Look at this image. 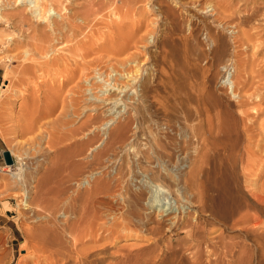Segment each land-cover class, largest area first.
I'll return each mask as SVG.
<instances>
[{
	"label": "rangeland",
	"instance_id": "374dc122",
	"mask_svg": "<svg viewBox=\"0 0 264 264\" xmlns=\"http://www.w3.org/2000/svg\"><path fill=\"white\" fill-rule=\"evenodd\" d=\"M177 1L0 0V15L4 16L5 18L3 19L8 21L1 22L0 20V37L3 38H0V105L3 101H6L8 97L12 96V99L16 100L11 104L14 117L16 118H20L23 113L26 112L28 106L32 104L37 94H40V98H42L43 101L45 99V101H49L50 104V101H53L51 100L52 97L56 93V89L51 87V83L46 77H43V80L47 82L48 85L43 87L36 86L41 81L35 78V82L28 87L29 89L24 97L22 95L19 96V89H15V86L11 88L10 91L4 87L10 84V78H7L8 80L6 79L9 71L19 68V65L23 62L21 57L25 55V52L34 49L31 46H34L35 42L33 39H29V34L33 35L35 33L33 32L35 30L34 28H36V32L40 35L41 29L46 24L43 20L47 21L50 16L48 9L45 8V11H40V14H43L37 19L36 17L38 14L31 13L32 11L28 10L31 7L35 10V7H46L50 3H53L52 5L54 6L55 4L54 7L56 8L59 5L57 9L62 10H59V13L68 19L71 15V18H73V16L84 13L88 7H94L95 4L93 11H96L95 9L100 11L96 12V18L94 15L93 17L90 15L91 18H94L93 24H90V26L93 28V32L98 31V36L103 35L104 37L103 44H100L103 50L100 52L101 55H106L110 51L108 49L109 46L111 48L110 40H112L113 37L115 39V41H113L116 44H124L128 50L127 53L125 52L126 54L122 53V56L120 55L117 58L119 63H116V61L111 62L112 66L115 63L114 69L117 70H113L112 66L111 68L104 67L105 70L108 69L106 70V74L101 65L100 69L105 74L102 73V76H99V74L95 76L93 83H95L94 88H96V91L94 90L93 93L100 96V100H98L100 113L106 108L101 114L103 118L108 117L104 116L103 113L108 110L107 108L111 107V111H113L111 112V120H114L116 124H112L111 130L108 129L107 131L103 130L104 126L100 127L101 125H99L100 128H97V139L94 147L96 150L87 152L84 157H77L72 161L71 159L74 154L71 149L67 151H69V153L72 151V156L71 153L66 154L67 151L59 152L66 154L64 156L63 154H58L57 149L62 147V145L57 147L56 142L58 143L62 135L68 132L69 126L66 128L67 131L64 127H61L62 130L60 128L64 121L66 122L68 121L67 119H71L72 122L69 124L70 127L77 128L85 119L84 113L88 110L86 108L88 104L87 99L89 98L88 95L92 93L89 92L90 90L87 91L88 93L85 92L86 94L78 93L80 96L78 94L76 95L77 92L74 93L75 95L73 94L75 100L78 101V98H80L78 101L80 107H78L77 101H74V97L71 93L65 94L64 97L67 96L66 100L68 99L69 103L66 101L67 104L65 102L63 105L59 106L60 108L57 107L58 112L46 117L43 122L47 124L38 129V131L36 130L38 133L35 131L24 134V132L21 131L23 129H20L19 125L17 127V123H10L8 125L0 123V264H56V261L61 260V256L53 255L51 258L50 252L38 250L39 247L36 243L38 242L36 240V234L38 230L44 226L46 219V217L44 218V216H46L44 214L48 213L44 210H39L38 206L49 205L51 202H54L61 193L60 199L58 197L60 201L57 200L59 204L56 205L59 207L57 208L55 206L57 211L56 215L55 217H50V219L56 218L55 222L57 221L60 225L64 223L66 218L75 221L80 220L77 219L74 213L69 214L70 212L68 213V210H72L75 205L77 209L85 207V203L83 207L81 206L84 199L82 200V198L78 197H80L81 194H85L86 191L93 189L95 187L94 182H96L98 178L110 179L111 194L100 195V197H102L101 200H103L97 202L96 205H98V207L96 206L97 208H95V210L102 215V218L97 220L95 219L96 217H94V225H96V222L99 220H104L103 222L105 224L100 221L96 225H99V227L100 224L104 226L107 225L106 220L113 222L114 220L120 221V218L122 219L121 221L129 220L130 225L128 229L125 228L120 230L117 228V230H119L118 233L117 231H105L101 228L103 230L101 231L99 229V232L102 234L100 233L94 237L87 234L86 229L83 228L84 226L82 227L83 230L79 227L81 231L77 232V234L79 233V235H81L82 233L83 237L81 239H83L84 242H88V244L86 243L82 245V247L87 246L86 248H93L105 243L111 246L112 243V246L116 248H133L159 240V247L165 250L166 243L172 242V247L176 254L174 257H169L175 260V264H181L182 261H188L193 257L194 249H187V243L190 242L189 238L191 236L190 229H188L187 226L188 223H193L199 226L200 235L204 237V242H202L203 261H212L211 264H264V237L258 234L256 236L254 234V236L251 235L246 237L244 236V232H236L239 227L237 229L235 228L234 231L228 226V222L226 223L222 219H213L209 216L210 214L201 212L203 206L207 207L209 205L205 196L206 192H203L201 188L207 185L208 177L212 178L216 176V169L218 173L221 159L224 158V161H222L224 166H228L229 164L227 163L228 157L226 153L228 152L227 149H225V145L234 147L232 142L235 141L236 150H241L242 152L248 139L241 125L238 127L239 131L237 130L231 139L229 135L226 134H221L219 136L215 134L211 135L208 130L210 114H213L219 109L232 111L236 116L240 117L241 112L246 110L241 105L244 101L256 102L257 104L260 103L261 109L264 110V33L260 35V38L258 37V39H256L257 41L254 40L256 41L255 44L258 45L252 47L253 45L250 43V47L246 44V46L244 45L243 47V45H239V42L233 39L236 33H233L232 27L230 28L229 25V27L226 26L228 23H225V21L220 25V21L217 20V16L220 15L216 10L218 7V0H193V2H189L190 0H179V4ZM184 2H187V4H184ZM234 2L237 3V1ZM193 3L199 4L193 5ZM62 5L66 6L67 10L63 11ZM96 5H99L101 9H99L98 6L96 8ZM109 5H111V7ZM214 5H216L215 8ZM102 8L104 10H102ZM221 12L222 11H220V13ZM69 14L71 15L69 16ZM91 14L95 13L91 12ZM79 22L75 24L81 25ZM36 23L39 25H35ZM262 23H264V21ZM87 25H85L84 28L87 29L86 32L88 31V33H91L92 28L90 26V28L86 27ZM38 27L41 28H39L40 31ZM209 27L215 28L220 36L223 35L224 37V44H222L223 42H221V40L218 48L216 47L218 45L215 46L213 43V36L211 37L213 33L218 34V32L213 29L212 33ZM246 27L250 30L249 26ZM97 33H95L96 36ZM110 34L111 37L109 36ZM38 35V45L42 46L46 41H41V43L43 42V44H41ZM81 38L82 37L79 39ZM210 39L212 41H210ZM130 40L134 41L133 44L135 45H137V43L140 44L137 47L134 45V47L130 46V48H128V43L131 42ZM75 42H71L69 45L71 46L72 43L74 45ZM86 44L89 46L88 43ZM47 45L48 42L44 46ZM60 46L61 45L57 46L60 48V51L56 53L58 54L56 56L61 57L58 61H62H59L56 67L60 65L58 68H63L64 60L62 58L65 57L69 61L74 58L73 60L76 61L75 54H77V52L75 49L71 50L69 47H63L61 49ZM100 46L99 48H101ZM222 46L223 48H221ZM54 48H56V46H54ZM215 48H217V51L222 49L224 52L220 55L215 51ZM50 49L51 48H49L48 51H51ZM240 53L244 54L241 55ZM131 54L133 60L130 59L132 58ZM138 54H140V56H138ZM52 55L54 56V54ZM52 55H49L50 58L53 57ZM71 56L73 58H71ZM97 56H99V54L95 57ZM218 57L222 58L218 60ZM37 58L38 57H35V59ZM227 58H229V60ZM238 58L241 60L240 62H242V65H244L243 67L236 64ZM128 59L129 62L126 63ZM122 61H124V63ZM256 62L258 66H256ZM116 64L120 65L116 66ZM139 65L140 69H138ZM245 66L248 70L244 68ZM252 70L255 73L252 74L251 79H247V73L249 74ZM136 71L138 72L135 73ZM259 71L261 75H258ZM110 72L111 78L109 82H105V78ZM133 72L137 78L131 77L130 75L127 76L129 73L133 74ZM238 74H240V76ZM110 83L111 86H109ZM87 85L88 84L84 85L85 89ZM237 85L238 91L236 90ZM117 87H123V91H126L120 92ZM52 89L55 90V92H53ZM37 90L40 91L37 92ZM107 90L108 92L111 91V105L104 107L105 105L103 106L101 98L104 97V93ZM50 91L53 93H50ZM44 92L48 94V96L45 95ZM16 93H18L17 98H14L13 95L15 96ZM71 95L73 97L72 101L74 102L71 101ZM46 96L47 98H45ZM208 98L209 100H207ZM60 101L61 100H59L58 104H62ZM49 104L48 102L47 104L43 102V106L41 105L40 107L41 110L44 111ZM65 104L66 108L63 107ZM73 104L77 105L78 109L75 105L72 106ZM84 108H86V110ZM73 109L77 111L74 110L71 112ZM62 110L65 112L64 115L67 112H71V114L67 113L68 115L66 116H69L68 118L65 116L64 118L60 117L63 116L60 115L63 112ZM114 111L118 112L116 114L117 117ZM75 112L78 113V116L74 114ZM249 112L255 116H252V122H248L250 125L253 124L252 134L254 140L252 146L255 148V151L260 153V150H263L262 147L260 148L259 146L261 145L262 133L258 123L264 122V113L258 117L255 111V113H253V110H249ZM61 120H64L63 123L61 125L57 124V121L62 122ZM106 120L108 121L109 117L106 118ZM106 120L104 119V121ZM119 123L125 125V133H123L120 138L114 135L115 132L113 131L115 126ZM53 124H55V126ZM198 126H201L199 130L196 129ZM53 127L56 130H54ZM48 131L50 134L48 133L45 135ZM108 133L109 135H107ZM48 135L52 136L51 138H56L54 141L52 140L53 147L47 143ZM80 137L79 139H82L83 136ZM57 139L59 140L57 141ZM215 139H218L219 142H223V145L214 147L211 141ZM104 148H108L107 150L109 151H107V155H103V159L101 158L100 160L101 163L98 162L95 165L91 163L93 157L90 156L96 151V153H100L98 151H103ZM258 148H260V150H258ZM5 150H10L14 159V164L11 166L12 172L10 173L8 171L4 172L8 165L3 156V151ZM218 150L219 152H217ZM263 152H261V154H263ZM67 155L71 156L70 159ZM74 162H76L80 168L76 166L73 167L72 165H74ZM256 169H258V166ZM60 170L65 172L62 173ZM241 173L242 172L239 170V181L243 186H247L245 183L247 182L245 180L247 176ZM59 179H61V182ZM257 182L258 187H260L264 183V176L259 178ZM195 184L197 188L192 191V187ZM190 185L193 186L191 187ZM148 188L149 191L147 190ZM65 189L68 195L62 194ZM253 190L255 189L253 188ZM257 190H259V188ZM49 192H52L53 195L49 194ZM55 192L58 194H54ZM141 192L145 194L144 201H140L137 197ZM195 195H197V198ZM51 196L52 199H50ZM186 197H188V200H185ZM49 199L51 201H49ZM194 199L199 202H194ZM193 203L196 204L194 205ZM28 204L30 205L29 207H27ZM151 204H155L156 210L150 208ZM70 206L71 208H69ZM160 206H165L167 208L172 207L171 210L177 211L178 218L176 220V225L171 227L165 222L166 219H161L160 217V220L157 217V215H160V213L157 212L159 208H161ZM188 206L190 209L185 210ZM108 211H111L110 214ZM156 212L158 214H156ZM103 213L104 215L106 214V216H103ZM137 213L140 214L141 219H137V216L134 218V214L136 215ZM107 214L111 215L109 216L111 217L110 219L107 217ZM263 216L264 215H260L262 221H264ZM112 217H116L117 219ZM158 220L163 224L164 230L161 235L154 236L150 234V229L154 227V222L156 223ZM81 222L79 223L81 224L80 226L86 224L85 221H83L84 223ZM240 227L242 228V226ZM168 228L169 230H167ZM99 232L97 231V233ZM59 233L61 239L64 240L63 244L65 250L71 252V247L74 246L73 239H71L73 237L69 233L65 235L66 231L60 228ZM113 233L114 235H112ZM235 234L242 235V239H239V242H244L252 247L253 257H251L249 261L247 260L249 252H247L246 249H243L240 256L237 255L236 257L238 249L230 256L219 242L214 241L218 236L224 235L226 239L223 242H227V244L238 243L235 242L238 240H234L233 242V240L230 239V237ZM66 236H68V238ZM209 240H212V242H209ZM178 245L179 247H177ZM208 245L210 247L212 246V248L210 249ZM212 250L217 254L214 253L210 258L208 252H212ZM35 251L38 256H41L40 258H37L38 256ZM107 260H110V263H116V261H113V259L109 257ZM61 263L63 264L65 262ZM134 263V260L131 261V264Z\"/></svg>",
	"mask_w": 264,
	"mask_h": 264
},
{
	"label": "bare ground",
	"instance_id": "6f19581e",
	"mask_svg": "<svg viewBox=\"0 0 264 264\" xmlns=\"http://www.w3.org/2000/svg\"><path fill=\"white\" fill-rule=\"evenodd\" d=\"M178 1H177V3H178ZM208 1H206V2H208ZM234 1H237V3L234 2ZM189 2H193V0H190ZM185 3L187 4V2H184V4ZM52 4L53 3H50L48 6L41 7V8L40 7L39 8L35 7V10H33V7L28 9V10L32 11L31 13L38 14V16L36 17L37 19L40 17V15L43 14L42 12L45 11V8L48 9V13L50 14V16L47 19V21L43 20V21H45L46 24L44 25V27L42 26L43 27L42 29L40 27H38L39 31H40V29L42 30L40 35H38V33L36 32L37 31L36 28H34L35 30L33 32H35V33L33 35L29 34V39H33L34 42H35V44H34L35 47L30 45L34 49L32 51L25 52V55L21 57L23 59V62L19 65V68H15V69L9 71V73L6 76V79L10 78V84H8V86L5 85L4 87H6V89H8V91H10V89L14 88V86H15L16 87L15 89H17V88L19 89V93H20L19 96L22 95L24 97V95L26 94L27 90L29 89L28 87L35 82V78H37V79H39V81H41V82L38 81L39 83L36 86H38V87L42 86L43 87V86L48 85L47 82H45L43 80V77H46V78H48L49 82L51 83V84L49 83L51 85V87L56 89V93L54 94L55 97L53 95H51L53 97H52V99L51 98L50 99L53 100V101H50V104H49V101H47V100L45 101V99L43 101L42 98H40L41 97L40 94L39 95L37 94L36 97L34 98L32 104H30V106H28V109L26 110V112L23 113V115L20 118L14 117V114H13V111H12V108H11V104H13L16 100H13L12 96L8 97V99L6 101H3L1 103V105H0V123H5V125H8L10 123H17V127L19 125V128L23 129L21 131L24 132V134L27 133V132H35L36 130L38 131V129L44 127L47 124L46 122H43L44 119H46V117L51 116V115L55 114L56 112H58L57 111V107L63 105L66 101L68 102V99L66 100L67 96L64 97L65 94L67 95L68 93H71L73 95L74 93L77 92L76 93V95H77L78 93L79 94L80 93H85V92L90 90L89 92L90 93L92 92V93L88 95L89 98L87 99V103L88 104H87L86 108L88 110H87L86 113L83 112L85 119L84 120L82 119L83 122L80 124L79 127H77V128L73 127L74 129L72 128V126L70 127L69 124L72 122L71 119L70 120L67 119L68 121H66V122L64 120H61L62 122L57 121L58 122L57 124H60V125L64 121V123L61 126L59 125L60 128L64 127L66 129L69 126L68 132L66 134L64 133L62 135V138H60V140L57 139V141L59 140V142L57 143L55 141L56 144H57V147L59 145L60 146L62 145V147H60L58 149L56 148L57 152H58V154H61V155L63 154V156L66 155V154H70L71 153V156H72V151H73L74 155L72 156V159H71L73 161L77 157H81V156L84 157L87 154V152L96 150V149H94V147H95V142H96V139H97L96 132H97V128L99 127V125H101L100 127L104 126L103 130L107 131L108 129L111 130V125L112 124H116V123H114V120H111V112H113V111H111V107L107 108L108 110H106V112L103 113L104 116H108L109 117V120L108 121L106 120V118H108V117H105V118L102 117L103 115L101 113L104 112V110L106 108L100 113L99 105H98V100H100L99 99L100 96H97V95H95L96 93L95 94L93 93V91L96 89V88H94L95 87V83H93V81L95 80V76H97L98 74H99V76H102L103 75L102 73H104V72H106V70H108V69L105 70L104 67L111 68V66H112L111 62L112 61H114V62L116 61V63H119V61H117V58L122 53H125V52L127 53L128 50H127V47H125L126 45H124V44H116L114 42L115 39L113 37V39L110 40L111 41V48L109 46V49H108L110 51L108 53L106 52L107 53L106 55H101L100 52H102L103 50H102V47L100 46V44H103V42H104L103 38L104 37H103V35L98 36V33H97L98 31L97 32H95V31L93 32V28L90 26V24L91 25L93 24L92 22L94 20V18H91V17H93V15H94V17L96 18V12L98 11L97 9H95L96 11H93L94 8H95V4H94V7L90 6L87 9L85 8L86 10L84 9L85 10L84 13H80L79 12L80 14L77 15V16H73V18H71L72 15L69 14V16L70 15L71 16L70 17L68 16L69 17L68 19H67V17L65 18L64 15L59 13V10H61V9H59V10L57 9L59 5L56 8V7H54L55 4H54V6ZM195 4L198 5L199 3H193V5H195ZM217 4H218V7L216 8V10H217V13L220 14L219 16H217V20L220 21V25H221V23L222 24L224 23L223 21H225V23H228V24L227 25L224 24V25H226V26L229 25L230 28L232 27L233 33L234 32L236 33V35H235V37L233 39H235V41L239 42V45H243V47H244L245 44L247 46L249 45V47H250L251 44L253 45L252 47H255V45H258V44H255L256 41H257L256 39H258V37L260 38V35H262L264 33V23H262L264 21V0H218ZM99 5H96V8L98 6V8L101 9L99 7ZM60 6H61V4H60ZM62 6H63V8H62L63 11L67 10L66 6H64V5H62ZM103 6H104V4H103ZM109 6L111 7V5H109ZM215 6L216 5H214V8H215ZM106 7H108V6H106ZM81 10H82V8H81ZM102 10H104V9L102 8ZM40 11H42L41 12L42 14H40ZM220 11H222V12L220 13ZM91 12H94L95 14H91ZM90 15H91V17H90ZM3 18H5V17L0 15L1 22L7 21L6 19H3ZM42 18H43V16H42ZM76 22L81 23V25L80 24H75ZM84 24L85 25L88 24L86 27H88V28L91 27L92 28L91 29L92 32L90 31L91 33H88V31L86 32L87 29L84 28L85 27ZM35 25H39V24L36 23ZM246 26H249L250 30H248V28ZM93 27L96 28L95 26H93ZM209 28L212 30V33H213V29H214V31H217L215 28H212V27H209ZM207 31H208V29H207ZM95 33H97V36L95 35ZM36 34L38 35V37H40V39H39L40 43H41V41H46V42H44L45 44H43V42H42L41 43V44H43L42 46L38 45L39 41L37 40V35ZM113 34H116V33H113ZM109 36L111 37V34ZM212 36H213V41H214L213 43L215 44V46L218 45V46H216L218 48L220 43L223 42L224 37H223V35L220 36L219 32H218V34L213 33V35H211V37ZM80 37H82V38L79 39ZM122 37H124V36H122ZM0 38H2V37H0ZM120 39H121V37H120ZM9 40H10V38H9ZM254 40H256V41H254ZM123 41H124V39H123ZM210 41H212V40L210 39ZM253 41H254V43H253ZM47 42H48L49 46L48 45L44 46V45L47 44ZM71 42H75L74 45L72 43V45H73V46L71 45L72 47L69 45ZM133 42L134 41H131L130 43H128L129 44L128 48H130V46L134 47L135 44H133ZM49 43H51V44H49ZM52 43H55L56 45L52 44ZM86 43H88L89 46H87ZM213 43H212V45H213ZM139 44L140 43H137V45H135V47H137ZM222 44H224V42ZM59 45H61L60 46L61 49L63 47H69L71 50L75 49V51L77 52V54H75L76 55V58H75L76 61L73 60L74 58L72 56H71V58H73V59L70 58L71 61L66 59L64 57L65 55L63 56L64 58H62V59L64 60V63H63V68L60 67L61 69L58 68L60 65L56 67V64L58 65L59 61H62V60L58 61V59L61 58V57L56 56V55H58L56 53H59V51H60V48L57 47ZM15 46H16V44H15ZM54 46H56V48H58V49L54 48ZM99 46L101 48H99ZM223 46L221 48H223ZM249 47H247V48H249ZM49 48H51L50 49L51 51H48ZM69 48H67V49H69ZM217 48H215V51L221 55L222 52H224V50L220 49V50L217 51ZM136 50H139V49H136ZM256 50H257V48H256ZM62 51H64V50H62ZM36 54H38L39 56L36 55ZM52 54H54V56ZM98 54H99V56L95 57ZM132 54H131L132 58H130V59L133 60ZM240 54L242 55L244 53H240ZM49 55H52L53 57L50 58ZM75 55H73V56H75ZM239 55H238V57H239ZM138 56H140V54H138ZM138 56H136V57H138ZM35 57H38L37 58L38 60L35 59ZM67 58H69V57H67ZM221 58L218 57V60L221 59ZM236 58H237V56H236ZM227 59L229 60V58H227ZM78 60H80V61H78ZM233 60H234V58H233ZM68 61H69V63H68ZM240 61L241 60H239V58H238L237 61H236V64L238 66L243 67L244 65H242V62H240ZM122 62L124 63V61H122ZM128 62H129V59L127 60L126 63H128ZM123 63H122V65H123ZM249 64H250V62H249ZM257 64L258 63L256 62V66H258ZM101 65L103 66V69L105 70L104 72L100 69ZM117 65L118 64H116V66ZM254 65H255V63H254ZM114 67H115V63L112 66V68H113V70H117V69H114ZM138 67H139L138 69H140V65ZM247 67H248V65H247ZM244 68L247 69L246 66ZM235 71H236V69H235ZM137 72L138 71H136L135 73H137ZM238 72H239V70H238ZM135 73L134 72H133V74L129 73V74H127V76L130 75L131 77L137 78L135 76ZM253 73H255L253 70L249 74L247 73V75H248L247 79H251ZM106 74H107V72H106ZM238 75L240 76V74H238ZM258 75H261L260 71H259ZM110 78H111V72L105 78V80H106L105 82H109ZM237 78H238V76H237ZM116 81H117V79H116ZM83 83L88 84L89 87L87 85V88L85 89V86H84L85 84H83ZM254 83H256V82H254ZM234 85H235V82H234ZM109 86H111V83L109 84ZM106 89H107V87H106ZM118 89L120 90V92H125L126 91V90L123 91V87L122 88H118ZM237 89H238V85H237L236 90ZM39 91L37 90V92H39ZM234 91H235V87H234ZM53 92H55V90H53ZM53 92L50 91V93H53ZM17 95H18V93H16L15 96L13 95V97L17 98ZM45 95L48 96V94H46V93H45ZM72 95H71V101L73 99H74V101H77V100H75V97H74L75 94L73 95L74 98L72 97ZM47 96L45 98H47ZM42 97H43V95H42ZM209 98H210V96H209ZM209 98L207 100H209ZM78 99L80 100V98H78ZM59 100H61L60 102L62 103V104L59 103L60 105L58 104ZM101 100H102L101 102H102L103 106L105 105L104 107H106L108 105H111V91L108 92V90H107L104 93V97L101 98ZM74 101H72V102H74ZM78 101H77V105L79 104ZM43 102L45 104H47V102H48V104H49V106L47 108H45L44 111L41 110V108H40L41 105L43 104ZM67 102H66V104H67ZM66 104L63 107H65ZM71 104H69V105H71ZM74 105L75 104H73L72 106H74ZM77 105H75L76 108H77ZM241 105L246 110L243 109L244 111L241 112V116L240 117L236 116L235 113H233L232 111L219 110V109L217 111H215L213 114H210V116H209L208 130H209L211 135L215 134L216 136H219L221 134H226V135H229V137L231 139V137L239 129L238 127L241 125L243 127V130L245 131V134H246L248 139H247L245 148H244V150L242 152H241V150H238V151L236 150L235 141L232 142V145L234 147H228L227 145H225L226 147L224 146L225 149H227V152H228L226 154H227V157H228L227 158V160H228L227 163H229V164H228V166H224V164L222 162V161H224V158L221 159V162H220L221 165L219 166L218 173H217V169H216V176L212 177V178L208 177L207 185L204 186V188H201L203 192H206L205 196H206V200H207V202L209 204L207 207L203 206L201 212H205V213L210 214L209 216L211 218H213V219H217V220L218 219H222L226 223L228 222V226L231 229H233L234 231H235V228L237 229L239 227L236 230V232H238V233L239 232H244V236H246V237H249L251 235L254 236V234H255V236L258 234L259 236L264 237V221L261 220L262 216L260 218V215H264V183L260 187H258V185H257V183H258L257 181L259 180V178L264 176L263 175L264 174V152H263L264 151V122L258 123V125L260 127V131L262 133L261 145L263 144L262 146L259 145L260 148L262 147L263 150H260V148H258V150L263 152V154H261V152L259 153L258 151L254 150L255 148L252 146L253 145L252 142L254 140L253 139L254 136L252 134L253 133V131H252V127H253L252 125L253 124L252 125L248 124V122L251 121V118L254 115V114L252 115V113H250L249 110H253V113L256 112L258 117L262 113H264V110L261 109V104L260 103L257 104L256 102H245L244 101V102L241 103ZM78 107H80V106L78 105ZM65 108H64V110L66 111ZM86 108H84V109L86 110ZM212 108H214V107H212ZM115 109H116V107H115ZM64 110H62L63 112H62V114H60V115H63V116H60L61 118H64V116L67 117L66 115L71 114V112H73L75 109H73L71 112L69 111L70 113L67 112L68 114L66 113L65 115H64V113H65ZM75 111H77V110H75ZM78 113H79V111H78ZM78 113L75 112L74 114H76L78 116ZM117 113L118 112H115L114 114L116 115ZM58 116H59V114H58ZM116 117H117V115H116ZM253 117H255V116H253ZM114 118H115V116H114ZM104 119L106 121H104ZM252 121H253V119H252ZM254 121H256V120H254ZM49 124H51V123H49ZM53 125L55 126V124H53ZM13 128H14V126H13ZM56 128H57V126H56ZM199 128H201V126H198L196 129L199 130ZM54 130H56V129L54 128ZM61 130H62V128H61ZM37 131H36V133H38ZM66 131H67V129H66ZM113 131L115 132L114 135H116L117 137L120 138V136L123 133H125L124 132L125 131V125L119 123V124H117V126H115ZM48 133H49V131L47 133H45V135L48 134ZM107 135H109V133ZM80 136L81 137L83 136L82 139H79ZM51 137L52 136L48 135V139L47 138L46 139L48 140L47 143L51 147H53L52 146V140L54 141L56 138L54 139V138H51ZM38 138H40V137H38ZM114 138H115V136H114ZM77 139H79V140H77ZM35 142H36V139H35ZM226 142H227V140H226ZM211 143H212V145L214 147L223 145V142H219L218 139L212 140ZM108 147H110V146H108ZM70 149L72 151L69 153V151H67V150H70ZM104 149H103V151H98L100 153H96L97 152L96 151V152L93 153L92 156H90V157H93V161L91 163H93L94 165L97 164L98 162L101 163L100 162L101 158L103 157L104 154L107 153V151H109V150H107L108 148L105 149V150ZM62 151L63 152L67 151V152H66V154L59 153V152H62ZM217 152H219V150ZM67 156H69V155H67ZM71 156H69V159H70ZM59 157H61V156H59ZM73 164H74V165H72L73 167L74 166H76L77 168L79 167L76 164V162H74ZM12 165L8 164L7 167L5 168L4 172H6V171H8L9 173L12 172V167H11ZM257 166H258V169H256ZM64 170H66V169H64ZM239 170H240V172H242L243 174H245L247 176L246 179H245L247 181V182H245L247 184V186H243L240 183V181H239ZM61 172L64 173L65 171L64 172L61 171ZM192 172H194V171H192ZM56 173H58V172H56ZM61 176H62V174H61ZM59 180L61 182V179H59ZM109 180H110L109 178L108 179H106V178L105 179L104 178L99 179L98 178V180L96 182H94L95 183V185H94L95 187L93 189H91L89 191H86L85 194H81L80 197H78V198H82V200L84 199V202L82 203L81 206L83 207V204L85 203V205H84L85 207L82 208V209H81V207L79 209H77L76 205L74 204L75 206L72 205L74 208L72 210H68V213L70 212L69 214L74 213L75 216H77V219H80V220L82 219L81 220L82 222L83 221L86 222V224H83L82 226H80L81 224H79L81 222L80 220H76L75 221V220H72L70 218H66L64 223H61L62 225H60V224H58L57 221L55 222L56 218L55 219H52V218L50 219V217H55V215H56L57 211L55 209V206L59 204L58 202L60 201L59 199H60V194L61 193L59 194V196H57L56 199L53 197L55 200H54V202L50 203L49 201H51L50 199H52V196H51V198L48 201L50 203L49 205L48 204H47V206L39 205L38 206L39 210L41 209L42 211L44 210V211H46L48 213L44 214V215H46V216H44V218L46 217L45 224H44V226H42L38 230V232L36 234L37 235L36 240L38 241L36 243H37V246L39 247L38 250L42 251V252H48V253L50 252L49 254H50L51 258L53 257V255L61 256L62 259L56 261L55 262L56 264H60L61 262H65L63 264H113V263H110V260L109 261L107 260L108 257L113 259V261H116L115 264H131V261H133V260L135 262L134 264H175V260L170 258V257H174V255L176 254L175 250L172 247V245H173L172 242H167L166 243V249L165 250H162L159 247V243H160L159 240H155V241H153L151 243H148L147 245H145V244L144 245H139V246H136V247H133V248H116V247L112 246V243H111V246L107 245L108 243L107 244L105 243V244H103L101 246L99 245V246L93 247V248H86L87 246H83L82 247V245H85L86 243L88 244V242H84L83 239H81L83 237L82 233H81V235H79V233L77 234V232L81 231V230H79V227H81V229H82V227L84 226L83 228L86 229L87 234H89V235L94 237V236H97L98 234L101 233V232H99V229L101 231L103 229L105 231L106 230H110V231H113V232L117 231V233H118L119 230H117V228L120 229V230L125 229V228L128 229V226L130 225V221L129 220L121 221L122 220L121 218H120V221H118V220H116V221L114 220L113 221V219H112L113 222H111L110 220L107 221L104 218L106 220V224L107 225L103 226V225L100 224V227H99V225L96 226L101 220L96 222V225H94L95 223L93 221H95V219L98 220V219L102 218L101 217L102 215L100 213H98V211L95 210V208L98 207V205H96L97 202L103 200V199L101 200L102 197H100V195H102V194L103 195H110L111 194L110 193L111 185H110V181ZM62 181H63V177H62ZM196 186L197 185L195 184L192 187V191H193V189L197 188ZM149 188L147 189L148 191H149ZM153 188H154V186H153ZM253 188L255 190H253ZM258 188H259V190H257ZM52 192L51 193L49 192V194H52ZM54 194H58V193L55 192ZM62 194L63 195L64 194L68 195L66 189L64 190V192ZM54 196H56V195H54ZM196 196L197 195H195V197ZM58 197H59V199H58ZM137 197H138V199L140 201H142L144 199V197H145V194L141 192V193H139V195H137ZM203 197H204V195H203ZM69 199H70V197H69ZM186 199L188 200V197H186L185 200ZM57 200H59V201H57ZM190 201H192V200H190ZM196 201L197 200H195L194 202H196ZM197 202H199V201H197ZM43 203H44V201H43ZM72 204H73V202H72ZM155 204H156V202H155ZM155 204H151L150 208H152V209L154 208L156 210ZM29 206L30 205L28 204L27 207H29ZM160 207L161 208H159V210L157 211L158 213H160V215H157V217L159 219H160V217H161V219H166L165 222H167L171 227L176 225V220L178 218V214L176 213L177 211L171 210L172 207L171 208L170 207L167 208L165 206H160ZM198 207H199V204H198ZM69 208H71V206ZM147 208H149V207H147ZM188 209H190L189 206L185 210H188ZM99 211H100V209H99ZM110 212L108 211L109 214H110ZM157 212H156V214H158ZM104 213H103V216H106V214L104 215ZM41 214H43V213H41ZM72 216H73V214H72ZM109 216H111V215L107 214V217L110 219L111 217H109ZM136 216L138 217L137 219H141L140 214H138V213L136 215L134 214V218H136ZM39 217H40V215H39ZM68 217H69V215H68ZM94 217H96V218L94 219ZM75 218H73V219H75ZM112 218L115 219L116 217H112ZM103 221L104 220H102L101 223ZM219 222H220V220H219ZM103 224H105V223L103 222ZM147 224H149V223H147ZM154 224H155L154 227H152L150 229V234H152L154 236L161 235L163 230H164L163 224L159 220L156 223L154 222ZM240 226H242V228ZM59 228L61 230L66 231L65 235H67L69 233L73 237L71 239H73L74 246L71 247L73 245L72 242H71V244H72V245L70 244L71 245L70 247L72 249V250H70L71 252H69V250L68 251L65 250V247H64V244H63L64 240H62L61 237L59 236V234H60L59 233ZM101 228H103V229H101ZM187 228L190 229V232H191V236L189 238L190 242L187 243V246H188L187 249L188 248H190L191 250L194 249L193 250V257H192V259H190L188 261L187 260L186 261L185 260L182 261L181 264H211L212 261H208V262L203 261L202 242H204V237L200 235L199 226H197L196 224H193V223H191V224L188 223ZM167 230H169V228ZM97 231L99 233H97ZM89 235H87V236H89ZM112 235H114V233ZM68 236H66V237L68 238ZM225 239H226V237H224V235L223 236L220 235L214 241L219 242L221 244L222 248L225 249L226 253L227 254L229 253L230 256H231V254H233V252L236 249H238V252H236V253H238V254H236V257H237V255L240 256V253L243 251V249H246V251L249 252V255L247 256L248 257L247 260L249 261V259H251V257H253L252 247L250 245L244 243V242H239V239L240 240L242 239V235L235 234V235L230 237V239L233 240V242H234V240H238V241H235V242H238V243L227 244V242H223ZM209 242H212V240H209ZM113 244H114V242H113ZM177 247H179V245ZM73 248H74V250H73ZM110 248H111V252H110ZM209 248L211 249L212 246L211 247L209 246ZM66 249H67V246H66ZM36 251H37V249H36ZM36 251H35V253H36ZM214 253H215V251H213V250H212V252L211 251L208 252V255H210V258H211L212 255H214ZM215 254H217V253H215ZM37 256H38V254H37ZM40 257L41 256H38L37 258H40Z\"/></svg>",
	"mask_w": 264,
	"mask_h": 264
},
{
	"label": "water",
	"instance_id": "95a60500",
	"mask_svg": "<svg viewBox=\"0 0 264 264\" xmlns=\"http://www.w3.org/2000/svg\"><path fill=\"white\" fill-rule=\"evenodd\" d=\"M3 156L7 164H14V159L10 150L3 151Z\"/></svg>",
	"mask_w": 264,
	"mask_h": 264
}]
</instances>
